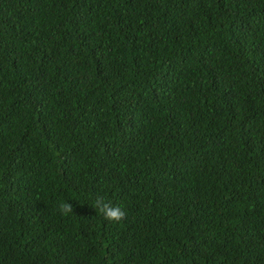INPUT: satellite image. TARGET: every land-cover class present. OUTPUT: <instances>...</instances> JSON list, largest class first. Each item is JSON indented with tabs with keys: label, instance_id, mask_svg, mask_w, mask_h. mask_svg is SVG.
Listing matches in <instances>:
<instances>
[{
	"label": "trees",
	"instance_id": "trees-1",
	"mask_svg": "<svg viewBox=\"0 0 264 264\" xmlns=\"http://www.w3.org/2000/svg\"><path fill=\"white\" fill-rule=\"evenodd\" d=\"M0 264H264V0H0Z\"/></svg>",
	"mask_w": 264,
	"mask_h": 264
},
{
	"label": "clouds",
	"instance_id": "clouds-1",
	"mask_svg": "<svg viewBox=\"0 0 264 264\" xmlns=\"http://www.w3.org/2000/svg\"><path fill=\"white\" fill-rule=\"evenodd\" d=\"M93 206L107 221L120 222L126 216V212L123 208L106 202L101 196L96 197ZM58 207L62 215L73 213V205L71 203L62 202Z\"/></svg>",
	"mask_w": 264,
	"mask_h": 264
}]
</instances>
